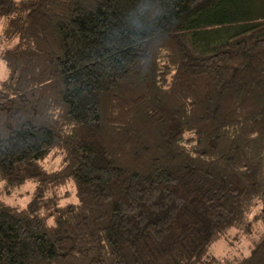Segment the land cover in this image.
<instances>
[{
  "label": "trees",
  "instance_id": "16d2710c",
  "mask_svg": "<svg viewBox=\"0 0 264 264\" xmlns=\"http://www.w3.org/2000/svg\"><path fill=\"white\" fill-rule=\"evenodd\" d=\"M255 2L0 0V178L6 192L40 185L27 211L0 203V264H201L213 244L253 235L264 222V210L247 219L264 203ZM70 179L80 204L56 208ZM255 234L251 256L225 264H264Z\"/></svg>",
  "mask_w": 264,
  "mask_h": 264
},
{
  "label": "clouds",
  "instance_id": "9594fccd",
  "mask_svg": "<svg viewBox=\"0 0 264 264\" xmlns=\"http://www.w3.org/2000/svg\"><path fill=\"white\" fill-rule=\"evenodd\" d=\"M7 21H4L3 24H0V33L3 31V26H5ZM19 42V38H17L16 43ZM8 76V69L6 65L0 61V80H6ZM171 78L169 77V80ZM195 131L191 132H184L183 138L186 141L189 137H195ZM180 147H183L187 150H191L192 148L196 147L195 141L192 144L182 143L179 142ZM195 155V154H193ZM37 163H40L37 161ZM43 166V165H42ZM46 171L51 172L49 169H45ZM8 180L5 178H0V203L4 204L5 206L11 207L16 209L18 212H24L29 209V205L32 204L33 199L35 198L37 189L40 187L39 182L34 179H28L24 182L23 185L18 187L10 188L11 197H9L4 193V189L8 187ZM57 194L61 197L59 202L56 204V208L65 209L68 205H79L80 201L77 198V189L74 180H69L67 186H61L56 189ZM66 192H71L70 199H63ZM30 193V195H29ZM21 196L23 198L21 199ZM53 193L52 191H48L44 195V200H48L52 198ZM259 205L258 207H254L251 209V213L247 214L248 221H252L255 217L264 210V203L260 202L259 200L256 201ZM55 209L48 208L45 209L41 207L36 215L41 218L48 217L46 220V224L49 227H56V215H52L49 217V213L54 212ZM256 228H259L261 231H264V222L260 223L259 225L254 226V233L251 237L244 235L240 232V242L236 244L235 248H229L223 240H221L218 244H213L209 247L208 251L201 257V264H212V258H215L218 261V264H225V260L234 261L235 259L243 260L251 256V250L254 248L252 244V240L259 241V236L255 234ZM238 229L233 227L229 231L230 236H235L238 233ZM195 261V258H193Z\"/></svg>",
  "mask_w": 264,
  "mask_h": 264
},
{
  "label": "rangeland",
  "instance_id": "374dc122",
  "mask_svg": "<svg viewBox=\"0 0 264 264\" xmlns=\"http://www.w3.org/2000/svg\"><path fill=\"white\" fill-rule=\"evenodd\" d=\"M255 5H256V7L258 8V9H262L263 7H264V0H256V2H255ZM0 61H2L1 59H0ZM3 194H6V195H8L9 197H11V192H6L5 190H4V193ZM29 195H30V193H29ZM23 198V196H21V199ZM224 243L229 247V248H235V246H236V244H230V243H228V242H226V241H224Z\"/></svg>",
  "mask_w": 264,
  "mask_h": 264
}]
</instances>
